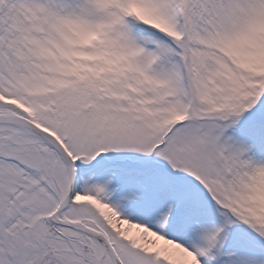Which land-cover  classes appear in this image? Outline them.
<instances>
[{
	"label": "snow or ice",
	"instance_id": "obj_1",
	"mask_svg": "<svg viewBox=\"0 0 264 264\" xmlns=\"http://www.w3.org/2000/svg\"><path fill=\"white\" fill-rule=\"evenodd\" d=\"M0 264H264V0H0Z\"/></svg>",
	"mask_w": 264,
	"mask_h": 264
}]
</instances>
